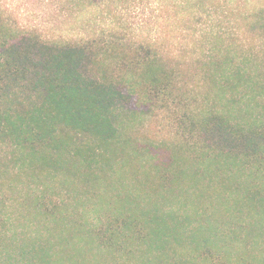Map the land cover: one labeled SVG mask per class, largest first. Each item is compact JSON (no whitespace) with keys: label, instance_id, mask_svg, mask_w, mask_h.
<instances>
[{"label":"trees","instance_id":"1","mask_svg":"<svg viewBox=\"0 0 264 264\" xmlns=\"http://www.w3.org/2000/svg\"><path fill=\"white\" fill-rule=\"evenodd\" d=\"M66 3L0 7V264H264V0Z\"/></svg>","mask_w":264,"mask_h":264},{"label":"rangeland","instance_id":"2","mask_svg":"<svg viewBox=\"0 0 264 264\" xmlns=\"http://www.w3.org/2000/svg\"><path fill=\"white\" fill-rule=\"evenodd\" d=\"M66 0H0V7L5 17L14 26L39 29L47 37L66 34L71 28ZM147 14L138 11L134 6L127 7L129 31L138 37H154L150 27L146 25ZM63 34V35H64ZM173 127L166 112H157L147 117L141 128L140 135L156 142L169 139Z\"/></svg>","mask_w":264,"mask_h":264}]
</instances>
